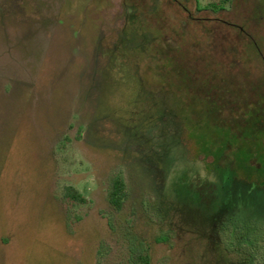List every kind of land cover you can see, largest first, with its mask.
Returning a JSON list of instances; mask_svg holds the SVG:
<instances>
[{"label": "rangeland", "instance_id": "obj_1", "mask_svg": "<svg viewBox=\"0 0 264 264\" xmlns=\"http://www.w3.org/2000/svg\"><path fill=\"white\" fill-rule=\"evenodd\" d=\"M197 1L0 0V264H264V0Z\"/></svg>", "mask_w": 264, "mask_h": 264}, {"label": "trees", "instance_id": "obj_2", "mask_svg": "<svg viewBox=\"0 0 264 264\" xmlns=\"http://www.w3.org/2000/svg\"><path fill=\"white\" fill-rule=\"evenodd\" d=\"M146 2L153 3V5H155V4L161 5V7H163L165 13H167V12L170 13L172 11L178 17L177 19H179V18L181 19L182 17H184L186 20H188V19L194 20V21H197V23H198V15L203 16V15H200L201 12H207L208 15L210 13L207 10H205L206 8H203V10L201 8H199L197 0H193L194 10H191V0H181V1L180 0H146ZM126 3H128L129 6L128 5L125 6ZM229 3H231V0H221L220 2L209 3L207 5V7H209L210 9L211 8L218 9V8H223L224 6H226V4H229ZM186 4H187V6H186ZM123 5L125 6V8H129V9L131 7H133V9H135V8H138V6H139V4H137L135 2V0H132L131 2H130V0H123ZM130 5H131V7H130ZM127 17H129V16H127ZM125 18H126V16H125ZM131 20H133V19L131 18ZM119 40H120V36L118 35V40L115 44V47L112 48L111 50H109L110 51L109 53L111 55V56H109L110 60H109L108 67L103 74L109 73L110 69L112 67H114L116 62L119 61L118 53L116 52V50L118 49L117 47H118ZM122 60H123V58H122ZM222 96H223V94H221L219 98H221ZM218 104H219V106H223V109L226 108V105H224V103L220 102V100H219ZM232 163H233L232 161L227 160L226 161V167L227 168L231 167L233 165ZM64 197H65L66 201H69L70 203H72L74 205H83L84 203H86V199L72 187H66L65 188ZM127 199H128V192L126 189L124 179H123L121 174H116L113 176L112 181H111V190H110V193L108 195L109 203L115 209V211L119 212L122 210V207H123V205ZM145 212L148 213V207L145 208ZM238 220H239V218L236 221H238ZM236 221L234 222L233 219H230L229 223L227 224L228 226H225L224 228L221 229V233L222 232H223V234L224 233L226 234L228 232L230 233L231 228L229 227V225L232 222H233L232 226L237 225L240 228L241 226L239 225V222L236 223ZM130 240H131V238H130ZM137 240H138V238H137ZM135 244L142 246L140 241H137V242L135 241L133 246ZM246 245L249 248L245 249V250H248L249 252L247 253V251H246V253H244L243 257L241 258L242 259L241 262H242V264H245L248 261H251V263L252 262L254 263V261H255V256H254L255 254L254 253H256L254 245L253 244L251 245V243L246 244ZM135 254H136V252L134 253L133 249H132V256L135 257L137 264H147L148 259H147L146 255L140 254L139 256H135Z\"/></svg>", "mask_w": 264, "mask_h": 264}]
</instances>
